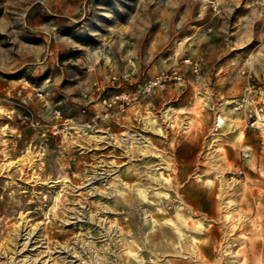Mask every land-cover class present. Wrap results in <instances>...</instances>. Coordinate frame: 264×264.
I'll list each match as a JSON object with an SVG mask.
<instances>
[{"label":"rangeland","instance_id":"374dc122","mask_svg":"<svg viewBox=\"0 0 264 264\" xmlns=\"http://www.w3.org/2000/svg\"><path fill=\"white\" fill-rule=\"evenodd\" d=\"M172 66L183 81L147 88ZM247 81L264 100V0H0V250L23 217L35 233L0 264H119L120 237L152 264L146 215L176 222L175 211L202 222L182 228L204 264H264V129L227 120ZM27 151L32 164L6 165ZM219 173L243 219L221 210ZM137 180L158 193L142 202ZM186 244L156 255L187 263Z\"/></svg>","mask_w":264,"mask_h":264},{"label":"bare ground","instance_id":"6f19581e","mask_svg":"<svg viewBox=\"0 0 264 264\" xmlns=\"http://www.w3.org/2000/svg\"><path fill=\"white\" fill-rule=\"evenodd\" d=\"M205 104H207V103H205ZM170 111H172V108L171 107L167 108L165 110V112H164V115H165V117L169 118V120L171 121L172 120V116H171V113H169ZM142 118L146 122L148 120V118H152V115L150 114V115H148L146 117H142ZM225 118H226L225 116H223V117L217 116L216 119H215L216 123H214V125H216V127H222L224 124H226V119ZM227 120L229 121L230 124H232V125L235 124V126H237L236 122L233 119L230 120L229 118H227ZM216 127H214V128H216ZM89 137H93V136H89ZM218 138L216 137L213 140L214 143L211 142L212 144H211L210 147H212V145H216L215 142H216V140ZM145 146H146L145 148H141L140 146L138 147L140 152L146 153V152H148L149 148H152V149L156 148L154 145L150 144V142H147L145 144ZM211 150L215 151L216 147H214V148L212 147ZM27 161L30 162V164L33 163V158H32V155H31L30 151H27L23 156L18 157L15 161H9L6 165L8 166V165L21 164V163L27 162ZM156 164H158V163H156ZM148 166H147V168H148ZM149 167L150 168L147 170V172H149V174L154 177L153 180H155L157 182H162V180H166L167 179L162 174V171L158 170V167H160V166L155 167V164H152ZM134 175H136V174H134ZM198 176L201 177V175H198ZM217 176L219 177V181H220V185L218 187V198H219L220 203H221V210L224 212L225 217H228V216L231 217V215L233 213L232 211H237V212H239V218L243 219L244 216L239 211L237 202L234 199H231V198L226 199V196H225L226 195V189H227V186H228L229 183L224 178V174L223 173H219ZM116 180L117 181L121 180L122 183L126 184V182L125 181L123 182L122 178H120V177H117ZM232 182L235 183V179H232ZM132 185L138 190V194H139L140 199H142V202L149 201V195L150 194L158 193V191L154 187H152V185H150L149 183L146 184L143 181H138V180L134 181L132 183ZM101 191H103V190H101ZM104 192L108 193L107 191H103V193ZM106 207H108V206H103V207H100V208H106ZM161 211H163V210H161ZM78 214L81 215V213H79V212L77 213L76 212V216H78ZM155 215H158L157 211L155 212ZM146 216H147L146 219L148 220V222L151 223V225H153V229H151L150 233H148V235L145 236L144 238H142L141 240H143V247H145V249H148L147 248L148 245L155 247V251H151L150 249H148V251L151 254H153V257L149 259L150 261H152V264H164L165 263V258H163L161 256H157L156 255V251L165 253L170 248L176 247L175 242L177 241V239L179 241L181 240V242H187L188 243V244H186L187 248L191 249L190 254L184 256V259L188 258L189 262L185 263V261H183L181 264H194V262H199V264H204V260L201 258V254L203 253V249H200L198 247L196 236L187 233L182 228V226H184L186 228H193V229H196V230H200L203 227L202 222H200L199 220H196V219L190 221L189 218L184 216L179 211H175L174 214H173V216H174V218H175L177 223L176 222H172L171 220H169L166 217H163V219L160 221L159 219L154 217V213H152V212L147 213ZM89 217L91 219H93L92 216H89ZM22 220L23 221L20 224V226H18L16 228V232L14 231L15 232V233H13L14 236L10 240H7V241L4 240L5 242L2 245V248L0 250V255L6 257L10 252H13L14 251V246L19 244V239L22 238V237L24 239L20 243V245H21L20 249L25 247L24 249L27 250L28 249L27 246L35 241V236H34L35 233L33 232L34 227L31 228V229H28L26 232H23L28 227L27 226L28 221H27V219H24V217L22 218ZM141 229L142 228L139 225L138 231H140ZM115 230L116 231L120 230V227H118V226L115 227ZM125 240H126L125 237H120V242H118V243L115 242V246L116 247L122 245V251H121V254H120L119 264H122L123 262H127L129 264L130 261H132V260L137 261L138 264H145V262L147 260L140 254V252L132 250L131 246L123 245V244L126 243ZM67 246H68L67 243L59 242L57 245H54V248L58 247V248H60V250L61 249L62 250H66ZM206 250H207L205 252L206 254L212 252V250H211L209 245H206ZM45 251H47V253L45 255H48V254H49V256L51 255V251H50V247L49 246H46V250ZM56 251H59V250H56ZM218 253H220V252H218ZM26 256H27V254H25V258H22V262L21 263H23V264H36V259H37L36 256L35 257H31L30 255L28 257H26ZM52 258H54V257H52ZM9 260H7V259L3 260L2 263L3 264H10ZM28 260H29V262H27ZM222 260L223 259H218L219 264H223ZM38 261H40V259ZM41 261L43 262L44 260H41Z\"/></svg>","mask_w":264,"mask_h":264},{"label":"built area","instance_id":"2783aa9c","mask_svg":"<svg viewBox=\"0 0 264 264\" xmlns=\"http://www.w3.org/2000/svg\"><path fill=\"white\" fill-rule=\"evenodd\" d=\"M182 62L185 65L189 66L192 71L194 72L198 71V62L196 60H193L190 57H184L182 59ZM249 76L250 74L247 73L248 78ZM112 79L118 80L119 77H117L116 75H112ZM128 79L129 78L127 75H122L121 77L122 81ZM183 80H184V76L180 67L172 66L160 70L152 78L148 79L146 86L149 89L156 85H163L169 81L179 82ZM95 87L96 89L100 88V86L96 82H95ZM110 104L111 102H109V105ZM232 108L241 111L242 117L248 123V125L258 129H264V100L260 99L259 95L257 94L256 86L253 82H249V81L246 82V85L242 93L233 101ZM214 127H216V125H214ZM218 128L220 127H216L214 129L217 130Z\"/></svg>","mask_w":264,"mask_h":264},{"label":"crops","instance_id":"0c3cea01","mask_svg":"<svg viewBox=\"0 0 264 264\" xmlns=\"http://www.w3.org/2000/svg\"><path fill=\"white\" fill-rule=\"evenodd\" d=\"M240 114H241V112H240ZM240 114H238V111H236L235 112V116L236 117H234V118H229L230 120L231 119H233L234 121H235V119H237V120H239V121H241V122H243L244 123V120H243V117H242V114L240 115ZM237 124V123H236ZM234 125V127H237V126H235V124H233ZM245 146H248V145H245ZM249 147V146H248Z\"/></svg>","mask_w":264,"mask_h":264}]
</instances>
